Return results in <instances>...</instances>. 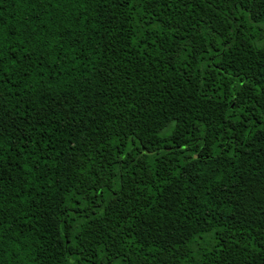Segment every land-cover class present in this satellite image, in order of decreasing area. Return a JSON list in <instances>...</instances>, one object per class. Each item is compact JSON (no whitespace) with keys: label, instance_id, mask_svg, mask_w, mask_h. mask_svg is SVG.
Masks as SVG:
<instances>
[{"label":"trees","instance_id":"obj_1","mask_svg":"<svg viewBox=\"0 0 264 264\" xmlns=\"http://www.w3.org/2000/svg\"><path fill=\"white\" fill-rule=\"evenodd\" d=\"M0 264H264V0H0Z\"/></svg>","mask_w":264,"mask_h":264},{"label":"snow or ice","instance_id":"obj_2","mask_svg":"<svg viewBox=\"0 0 264 264\" xmlns=\"http://www.w3.org/2000/svg\"><path fill=\"white\" fill-rule=\"evenodd\" d=\"M23 2H26V0H23Z\"/></svg>","mask_w":264,"mask_h":264}]
</instances>
